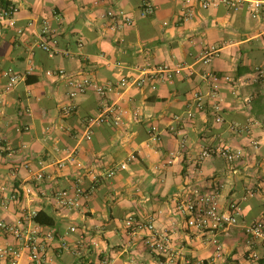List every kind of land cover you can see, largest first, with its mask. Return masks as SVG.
<instances>
[{
    "label": "crops",
    "instance_id": "obj_1",
    "mask_svg": "<svg viewBox=\"0 0 264 264\" xmlns=\"http://www.w3.org/2000/svg\"><path fill=\"white\" fill-rule=\"evenodd\" d=\"M7 1L19 11L15 26L0 18V89L8 67L21 80L0 106V183L29 176L22 168L29 163L33 170L44 168L53 175L42 190L70 186L80 175L87 190L77 210L54 209L39 198L31 203L55 218L57 240L47 264H88L99 258L110 264H160L159 256L125 226L129 215L146 220L153 214H158L160 227L172 231L181 264L185 258H210L214 247L207 237L171 212L185 186L219 185L222 207L240 205L243 223L264 218V81L254 80L256 69L264 68V12L254 18L250 0H242L236 10L220 2L208 9L197 4L187 20H181L183 0H116L101 6L96 5L100 0ZM145 2L155 6L154 14L142 15ZM106 5L126 10L133 24L114 33L101 18ZM46 19L59 31L54 56L38 43ZM213 46L217 51L205 63L203 57ZM177 68L181 72L156 88L146 84L125 93L122 105L139 108V120L128 116L121 126L111 120L93 122L103 109L94 91L77 98L74 112L61 110L69 102L67 76L106 82ZM58 69L66 76L47 74ZM213 75L233 80H220L222 122L216 121L210 96L204 110L193 99L197 91L212 92ZM190 109L195 117L185 121ZM175 115L184 120H174ZM151 124L162 130L159 142L150 139ZM89 132L91 139L86 138ZM216 144L239 149L242 157L233 163L220 156L201 160V151ZM132 153L136 159L127 169L103 177L92 188L89 171L105 174ZM17 213L18 207L11 205L1 216L14 219ZM72 225L78 232L70 231ZM223 241L225 251L213 264L244 263L249 247L242 228ZM63 242L68 250L60 249ZM257 248L264 254L263 245Z\"/></svg>",
    "mask_w": 264,
    "mask_h": 264
},
{
    "label": "built area",
    "instance_id": "obj_2",
    "mask_svg": "<svg viewBox=\"0 0 264 264\" xmlns=\"http://www.w3.org/2000/svg\"><path fill=\"white\" fill-rule=\"evenodd\" d=\"M116 0H100L96 2L97 6L106 3L114 4ZM242 0H183L185 12L181 20H187L194 16L196 5L208 9L211 6L220 3L229 5L232 9H238ZM249 7L254 18L264 12L263 0H250ZM155 6L149 2L143 4L142 15L149 16L155 13ZM19 9L15 4H9L0 8V18L8 21L12 26L16 25V17ZM101 18L107 24V27L114 33L124 30L134 22L133 16L124 9H119L113 5H106L101 12ZM57 19L62 21L61 15L57 14ZM20 31V30H19ZM39 46L50 56L59 52V31L51 22L46 19L42 22ZM217 51L216 47H211L208 54L203 57L205 63L212 61V55ZM64 54L68 56L69 51ZM182 68L174 70L160 69L154 71H144L137 76H122L118 80H108L98 82L89 76H67L66 84L68 87L67 95L69 102L62 107L64 114H70L77 109L76 100L81 95L89 91H94L100 98L103 107L101 113L93 122L104 123L111 122L116 126L125 123L128 116L135 120L142 117L139 108L129 109L122 105L124 95L131 89L142 88L146 84H151L153 88L157 87L159 81H170L174 73L181 72ZM49 75L66 76L64 69L48 70ZM6 83L0 89V106L4 102L5 95L12 91L21 80V75L12 67L4 71ZM212 92L210 94L197 91L193 99L198 110H204L208 103L209 96L213 99L212 111L215 114L216 121L222 122L223 110L222 97L220 94V80L232 82L231 77L212 76ZM255 81H264V68L256 69ZM116 96V100L108 105V100ZM195 117V111L190 109L185 115V121L192 120ZM174 120L183 121L181 115H175ZM238 130L239 127L237 126ZM150 139L153 142H159L162 130L157 124L149 126ZM86 138L91 139L89 132ZM173 156V155H172ZM220 156L228 162L233 163L242 157V151L223 144L210 145L205 147L200 154V159ZM136 159L132 153L127 160L109 169L105 174L89 171L88 177L93 186L101 181L103 177H114L118 169H127L129 163ZM170 158L168 163H172ZM59 166H63L62 163ZM15 168L14 172H18ZM22 168L29 171L27 177H16L10 183H0V264H47L50 259V251L53 248L56 239V231L49 225H44L36 220L38 210L31 208V203L39 198L43 202H49L54 209L77 210L83 205V198L87 194L84 187L85 177L78 176L72 181L70 186L42 190L41 185L47 180H52L53 175L46 169L33 170L29 163L22 164ZM221 186H185L175 198L172 214L178 220L184 221L186 227L198 232L203 237H207V243L214 247L213 255L205 260L195 262L191 258H185L182 264H213V261L221 257L225 251L223 239L229 236L235 229L242 228L246 243L249 247L245 262L241 264H264V254L257 248L258 245L264 246V218L243 223L241 221L243 212L240 205L234 203L228 208L221 205ZM11 205L18 207V213L14 219L2 217L3 211L8 210ZM158 214L151 215L144 220L136 215H129L125 220V226L132 235L140 236L144 244L153 253L159 256L160 264H181L180 252L175 247L172 231L168 227H160L157 223ZM70 231L78 232V227L72 225ZM61 250H68L69 245L63 242ZM88 264H110L107 258L97 259Z\"/></svg>",
    "mask_w": 264,
    "mask_h": 264
},
{
    "label": "trees",
    "instance_id": "obj_3",
    "mask_svg": "<svg viewBox=\"0 0 264 264\" xmlns=\"http://www.w3.org/2000/svg\"><path fill=\"white\" fill-rule=\"evenodd\" d=\"M9 4H10L9 1L7 0H0V8L6 7ZM36 220L44 225H49L51 227L55 225L54 216L46 210L40 211L36 217Z\"/></svg>",
    "mask_w": 264,
    "mask_h": 264
}]
</instances>
